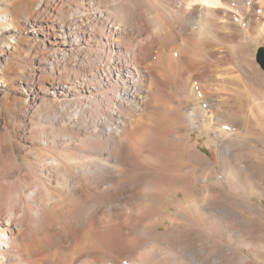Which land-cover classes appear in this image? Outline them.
Listing matches in <instances>:
<instances>
[{"label":"bare ground","instance_id":"6f19581e","mask_svg":"<svg viewBox=\"0 0 264 264\" xmlns=\"http://www.w3.org/2000/svg\"><path fill=\"white\" fill-rule=\"evenodd\" d=\"M74 1L61 0L68 15L44 62L52 98L30 93L15 113L39 105L48 126L32 144L20 126L0 135V264H254L249 248L182 227L204 207L228 239L264 242L243 233L255 225L246 209L264 220L251 200L264 198V180L238 179L236 168L250 132L264 131V71L251 50L264 45V0ZM219 45L229 63L215 79L204 66ZM236 95L238 113L227 105ZM196 128L218 165L191 140ZM200 191L204 206L186 196Z\"/></svg>","mask_w":264,"mask_h":264},{"label":"rangeland","instance_id":"374dc122","mask_svg":"<svg viewBox=\"0 0 264 264\" xmlns=\"http://www.w3.org/2000/svg\"><path fill=\"white\" fill-rule=\"evenodd\" d=\"M68 2L69 3L65 2L62 4L61 0H0V15L7 18L6 21H0V135H2L7 129H18L20 126L19 131L23 133L22 136H24L25 139L27 138L26 143L32 144V141H36L33 136V134H36V130L44 129L48 126L47 123L41 120L43 108H41L39 105L35 107L36 109L30 108L31 110L29 109L27 111L23 120L17 117L15 113L20 110L22 111L23 106L25 107L27 105V102H29L28 98H30V93H36L40 99H43L46 96L48 99L52 98L51 95H44V91L47 87L46 78L48 75L44 62H46L49 53L53 52V50H56L55 37L53 34V28L56 26V19L68 15V12H66L64 7L66 3V5L70 4L69 6L71 7H73V4H75L74 0H68ZM48 16H52L51 20H48ZM194 26L192 25L191 27ZM247 35L248 32L245 29L240 33V37L242 38L246 37ZM221 48L224 47L219 45V47L216 46V49L212 48L213 50L220 49V53L218 54L219 56L217 55L219 59L213 60V63H211L212 65H205L211 69L209 70L207 69L208 67L206 68L204 66L207 74L215 77V79L220 78L219 73L226 65H228L227 63H229V56L225 53L226 48H224V50ZM262 49H264V45L260 42L255 43L251 48L252 58L264 71V67L259 63V57ZM220 54L222 56H220ZM262 55L264 56V52ZM222 58L225 65L221 62ZM205 81L207 80L204 79V83H213L214 86L224 85L230 88L235 86L234 82L232 81L229 83L227 82V84H223L224 82L221 83V81L218 82L217 80L211 82ZM236 88H238V86H236ZM241 99L243 100L242 96L236 95L234 100L230 103H227V105L231 106V108H233V110L238 113L241 110V106L239 105V101ZM192 102L193 101L191 100L189 101V103ZM241 105L247 106V103L242 101ZM20 107L22 109H20ZM243 116L245 119H248L246 115ZM251 121L250 125L252 124V126H257L255 119H252ZM249 138V147H243L245 153H243V157L240 159V161L237 160L239 163L236 162L239 164V166L236 164V168H238L237 170L240 169L241 172H238L236 169H234V171L236 173L238 172V175L236 174L238 179H251V182H256L261 186L263 185L264 180V131L261 129V127L257 126L255 127V133L250 132ZM191 140L194 142V144H196V146L202 148L204 155H206L211 161L216 162L218 165L219 151L217 146L212 141L207 140V136L200 128L192 130ZM21 143H23V141ZM247 166H249V168ZM244 167H247V169L245 170ZM243 170H245V172ZM217 187L223 188L222 185ZM243 189L244 188L237 187V191L241 196L246 197L247 195H252L251 193L249 194L247 189ZM189 193L190 194H187L186 196L188 198L190 197L191 200L193 199L192 203L194 205L201 203L200 205L204 206L203 204L205 195L203 191L198 193ZM170 195L173 196L174 194L169 192V196L166 198V201L175 202V195L173 197ZM179 197H183L182 193H179ZM202 199L203 201H201ZM251 200H256L262 207H264V198H257L256 196L252 195ZM197 207L198 206H193V211H191L192 209L190 210V213H192L191 216L195 218V220L192 219L193 223L189 222L183 225V229L202 230L204 227L206 231H209L211 234H214L216 237H218L216 240L218 243L217 245L232 246L234 249H238L240 248L239 246H241V248L244 250L249 248L250 252L245 250L248 251V254L245 257H247V259L254 264H264V242L255 238L253 242L247 243L250 245L249 247H243V244L236 241V239H228L224 231L225 229L222 228V226L219 225L217 221H207L206 217L208 214L204 212V207ZM198 217L199 219H197ZM243 218L252 219L255 224L250 228L249 231H243L245 236H252L251 234L256 233L264 234V220H261L257 214H253L251 210L246 209ZM162 229H165L164 226Z\"/></svg>","mask_w":264,"mask_h":264},{"label":"water","instance_id":"95a60500","mask_svg":"<svg viewBox=\"0 0 264 264\" xmlns=\"http://www.w3.org/2000/svg\"><path fill=\"white\" fill-rule=\"evenodd\" d=\"M263 52H264V49L261 50V54L259 57V63L264 67V56L262 55Z\"/></svg>","mask_w":264,"mask_h":264}]
</instances>
